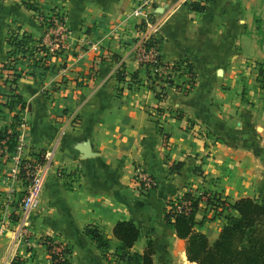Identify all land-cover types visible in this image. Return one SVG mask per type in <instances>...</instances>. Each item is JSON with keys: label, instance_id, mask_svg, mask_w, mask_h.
<instances>
[{"label": "crops", "instance_id": "crops-1", "mask_svg": "<svg viewBox=\"0 0 264 264\" xmlns=\"http://www.w3.org/2000/svg\"><path fill=\"white\" fill-rule=\"evenodd\" d=\"M141 1L0 0V131L15 130L34 151H53V167L67 170L64 177L55 168L47 174L26 237L9 228L18 226L9 214L21 210L28 184L7 175L10 156L0 150V240L7 259L51 264L40 239L52 236L71 245V264H112L86 226L107 233L113 258L115 223L133 218L141 235L132 250L143 251L142 225L153 223L156 211L174 253L197 264L187 257L186 240L165 222L170 198L210 188L232 201L264 200V89L256 75L258 85L249 83L245 71L247 61H264L254 22H264V0H149L145 9L160 20V54L192 63V87L183 71L174 79L182 86H160L151 67L135 57L144 23L133 11ZM195 1L206 8L194 9ZM56 8L65 11L70 30L63 49L34 45L33 52H11L12 31L30 34L36 44L45 30L38 12ZM243 65L244 96L238 89ZM14 92L25 99L23 108L10 105ZM85 140L92 155L77 147ZM178 161L183 165L172 168ZM137 169L152 175L156 186L145 190ZM211 217L201 200L195 228L213 242L226 218Z\"/></svg>", "mask_w": 264, "mask_h": 264}, {"label": "trees", "instance_id": "trees-1", "mask_svg": "<svg viewBox=\"0 0 264 264\" xmlns=\"http://www.w3.org/2000/svg\"><path fill=\"white\" fill-rule=\"evenodd\" d=\"M191 5L196 10L206 8L198 1L193 2ZM29 40L31 41L30 34L25 32L20 34L12 31L9 35V42L14 46L11 52L14 49L16 51L20 49L22 51H32L34 48L29 45ZM152 44L158 45L161 50L162 38H152L147 42L148 46ZM159 57L163 59L161 54ZM162 62L167 63L168 61L163 59ZM184 63L191 73L190 86L192 87L194 83L192 63L188 59H180L175 61V66L180 67ZM118 77L123 78L122 70H119ZM257 80L264 89V61L259 65ZM168 82L170 85L182 86L173 79H169ZM191 87L186 86L185 91L190 90ZM14 102H18L20 108L26 105L22 95L16 92L11 94L10 105L13 106ZM7 135H9L7 130L2 129L0 131V141ZM15 142L16 133L14 132L8 141L9 148H13ZM183 163V161H178L173 164L172 168H180ZM196 170L200 171L201 169L196 168ZM214 193H211L212 196L210 195L207 202H210L211 198L214 197L212 200L219 203L223 210H236L238 217L235 219L233 216L228 215V221L223 225L218 238L213 242H210L205 232L195 228L197 223L196 212L200 208L201 200H203V193L187 190L180 196L170 198L167 201L164 212L165 222L175 230L180 238L186 240L188 259L195 261L197 264H264V200L260 201L251 196H243L232 201L228 197L222 198V195L216 191ZM184 202L188 204L185 205ZM86 232L91 235L104 252L110 249V237L99 226L88 225L86 226ZM113 233L119 240L115 250L118 259L129 260V264H154L155 248L151 238L148 239L143 251L132 250L141 235V229L133 218L119 219L114 225ZM41 239L48 247L52 259L51 264H71L69 261V256L72 253L71 248L68 247L63 253H56L52 244L54 243L52 236H45ZM64 254H66V257Z\"/></svg>", "mask_w": 264, "mask_h": 264}, {"label": "built area", "instance_id": "built-area-1", "mask_svg": "<svg viewBox=\"0 0 264 264\" xmlns=\"http://www.w3.org/2000/svg\"><path fill=\"white\" fill-rule=\"evenodd\" d=\"M149 0H142L138 7H135L133 14L141 17L144 23L142 35H140L134 43L135 57L143 64H148L151 67V72L160 86L169 83V79H176L179 73L185 72L191 75L187 65L181 64L180 67L175 66V61H168L163 63V59L159 57L160 48L156 44L147 45V42L152 38L160 37L158 30L160 27V20H156L150 14L151 12L145 9ZM38 18L44 26V34L36 44H32L29 40V45L42 49L46 46L51 52H57L63 49L67 44V39L70 35V30L66 22V13L60 8L43 13L38 12ZM19 51H22L20 49ZM33 52V50H26L23 52ZM47 51V50H46ZM166 61V60H165ZM9 135L0 141V150L8 152L11 160V165L8 169V176L12 180L25 179L27 181L26 192L21 198L17 220L18 234L23 233V227L28 224L29 214L36 209L40 203L41 193L44 187V182L47 174L55 168L58 176L64 177L67 170L64 167H53V151H37L30 149L22 135H18L15 130H7ZM16 133V142L13 148H9L8 141L12 133ZM136 177L139 182L146 188L150 187L151 178L148 173L142 169H137ZM202 199L206 200L211 195L209 189L203 190ZM223 198V197H222ZM187 205V202H184ZM181 208V206H179Z\"/></svg>", "mask_w": 264, "mask_h": 264}, {"label": "rangeland", "instance_id": "rangeland-1", "mask_svg": "<svg viewBox=\"0 0 264 264\" xmlns=\"http://www.w3.org/2000/svg\"><path fill=\"white\" fill-rule=\"evenodd\" d=\"M254 22L256 24L257 37L259 38V40L261 42L264 43V22L260 19H258V20L255 19ZM43 49H45V48L43 47ZM262 62H260L258 60L256 62L255 61H250V62L247 61L245 71L247 73L249 83L257 84L256 82H254V77H255V75L257 76L258 70H259V65ZM239 69H240L241 76H239L240 77V83L238 84V87H239L238 89H243L242 93L244 96V65L241 66ZM241 83H242V86H241ZM259 85L261 86L260 83H259ZM148 175L152 180L150 182V187H148L147 189H149L153 186H156L155 178L150 174H148ZM135 178H136V180L139 181V179L137 177H135ZM143 188L145 189L146 187L144 186ZM208 189L211 191L212 194H215L213 189H210V188H208ZM203 190H205V189H202L201 191L203 192ZM201 191H199V192H201ZM199 192L196 191V193H199ZM212 194H211V196H212ZM209 198H210V196L208 197V199ZM223 198H226V197H223ZM212 199H214V197L211 198L210 202H207L205 200L207 203L208 212L211 213V215H212L211 218H223L224 217V218H226V222H227L228 221V218H227L228 215L233 216V218H235V219L238 217V216H235L233 214L232 210H227V209L223 210L222 206L219 203H217L215 200H212ZM153 213L154 214H152L149 217L151 220H153L152 221L153 223H151L148 220L149 223L147 222L145 225H142V229H143V236H144V238H146V241H148V239L151 238L153 241V244H155V247L157 248L155 250V255L153 256L154 264H191L187 260L185 254L179 255V254L174 253V251L172 250V244L170 243V240H169L170 238L164 232V231L167 232L169 230V228L167 226H164V224H165L164 221L162 223L160 218H158L159 215L156 211H154ZM9 217L15 221L19 219L18 214L16 215L15 212L9 214ZM206 217L208 218L207 215H206ZM235 219H233V220H235ZM162 226H164V227H162ZM214 227L212 229H214ZM9 228L11 230H15L14 227H9ZM3 229H6V227H3ZM0 234H3V237L5 238V230H4V232H1ZM23 234L26 237L27 236L29 237L32 234V231L30 229L29 224H27L23 227ZM40 241H42V239H40ZM52 244L54 246V250L56 253H63V251L66 250L68 247L71 248V245L69 243L65 242L64 240H62L61 238H54V243H52ZM1 249L3 252L5 251V254H2V256L5 259L3 257H1L0 258V264H3L2 259L5 260L4 264H24V259L21 258L20 256H17V255L12 256V258H10V259H7L6 258V250L7 249L5 247V243L0 240V250ZM108 252H109V250L107 252H105V255L108 257L109 261L112 264H129V260H120L117 258L115 253L113 254V258L109 257L110 253L108 254ZM64 256L66 257V254H64ZM67 257H68V254H67ZM70 257H71V255L69 256V261H70ZM51 263H52V259H51ZM65 264H69V263H65Z\"/></svg>", "mask_w": 264, "mask_h": 264}, {"label": "water", "instance_id": "water-1", "mask_svg": "<svg viewBox=\"0 0 264 264\" xmlns=\"http://www.w3.org/2000/svg\"><path fill=\"white\" fill-rule=\"evenodd\" d=\"M77 147L83 151L85 155H92V151L90 150V142L88 140L80 142Z\"/></svg>", "mask_w": 264, "mask_h": 264}]
</instances>
